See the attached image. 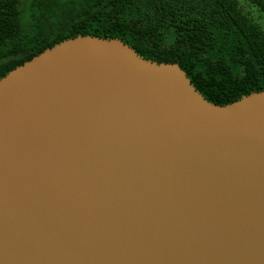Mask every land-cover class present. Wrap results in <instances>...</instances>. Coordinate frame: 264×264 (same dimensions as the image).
Listing matches in <instances>:
<instances>
[{
    "label": "water",
    "instance_id": "1",
    "mask_svg": "<svg viewBox=\"0 0 264 264\" xmlns=\"http://www.w3.org/2000/svg\"><path fill=\"white\" fill-rule=\"evenodd\" d=\"M0 264H264V88L77 34L0 77Z\"/></svg>",
    "mask_w": 264,
    "mask_h": 264
},
{
    "label": "trees",
    "instance_id": "2",
    "mask_svg": "<svg viewBox=\"0 0 264 264\" xmlns=\"http://www.w3.org/2000/svg\"><path fill=\"white\" fill-rule=\"evenodd\" d=\"M264 13V0H251ZM0 0V77L77 34L118 37L177 62L208 101L264 88V29L238 0Z\"/></svg>",
    "mask_w": 264,
    "mask_h": 264
},
{
    "label": "rangeland",
    "instance_id": "3",
    "mask_svg": "<svg viewBox=\"0 0 264 264\" xmlns=\"http://www.w3.org/2000/svg\"><path fill=\"white\" fill-rule=\"evenodd\" d=\"M30 0H21V9L23 10L24 15L27 14V5ZM242 9L253 17L257 22L260 23L264 29V13L258 9V7L251 2V0H238Z\"/></svg>",
    "mask_w": 264,
    "mask_h": 264
}]
</instances>
